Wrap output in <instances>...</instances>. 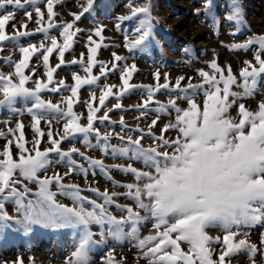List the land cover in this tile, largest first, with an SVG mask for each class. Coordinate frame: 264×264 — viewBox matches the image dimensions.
<instances>
[{"label":"snow or ice","instance_id":"snow-or-ice-1","mask_svg":"<svg viewBox=\"0 0 264 264\" xmlns=\"http://www.w3.org/2000/svg\"><path fill=\"white\" fill-rule=\"evenodd\" d=\"M44 2L0 0V51H3V42L15 41L20 53L18 61H13L11 56L5 58L14 71L0 72V109L29 114L34 133L33 139L28 141L22 121H17L14 128L8 126L6 131H0V139L5 140L0 147V221L13 220L5 210V204L12 203L22 215L21 219L15 220L16 224L73 229L75 247L65 264H93L90 252L97 241L93 238L96 233L92 226L99 227L102 238L107 234L115 239L129 237L135 240L141 258L147 264H231V259L242 252L252 264H256L259 254L264 264V232L258 245L249 240L247 231H242L264 227V94L255 109L240 102L254 98L260 91V79L264 76V34L250 37L245 43L228 45L230 50H253V60L243 61L238 76L231 65L222 67L217 58H213L208 62L211 71L197 69L198 83L192 82L193 77H187V83L182 84L186 79L184 76L173 83L168 74H164V82L160 83L161 74L156 72L154 85L131 84L136 65H120L118 62L126 58L116 53H112L110 68L106 62H98L96 57L102 45L89 35L86 61L85 54L81 53L80 59L68 62L80 65L86 76L82 78L73 73L75 83L67 85L63 79L54 81V73L65 65V53L73 49L74 37L81 31L75 27L76 22L94 10L95 0H85L79 13H71V22L59 24L55 22L58 13L54 9L61 0H46V13L40 7ZM28 7L33 10L28 11ZM127 7L129 14L117 17L120 23L116 27L125 21L138 20L133 32L135 39L129 40L125 36L124 47L132 52L149 40L153 21L150 3L132 0ZM14 10H24L26 20L18 22ZM225 19L240 23L237 0H233L231 13ZM30 22L38 26L35 31L28 30ZM9 25L12 34L6 32ZM52 30L59 31L62 43L58 42L57 36L50 35ZM103 31V25L94 30V35L101 41ZM37 33H42L50 43L37 45L29 41L27 46L19 45L20 38ZM231 34L236 35L235 32ZM53 53H58L59 58L54 67L50 66ZM34 56L37 60L42 59L46 81L39 78V67L31 64ZM98 63L99 76L93 75V68ZM26 69L30 74H25ZM117 70L119 86L99 84L101 77L107 78L109 72ZM30 81L33 87L27 86ZM85 85L92 88L90 99L83 101L87 110L86 125L80 123L82 116L73 110ZM117 87L119 91L114 93L113 88ZM97 88L99 97L96 96ZM134 89H143L146 93L142 103L133 106L141 116L148 111L157 113L147 131L139 126L128 129L123 116L119 121H112L109 116L114 109L122 108L119 102L113 108H107L109 97L114 96L119 101ZM62 90L70 95L62 96L58 103L42 98L44 92L60 93ZM162 91L169 95L167 102L155 99ZM201 95L203 100L198 101L197 97ZM96 100L99 106L93 105ZM18 102L25 107L18 109ZM182 103L186 106L182 107ZM152 104L156 107L152 108ZM234 108L235 116L232 115ZM102 109L106 110L98 117L96 114ZM173 113L174 119L165 123L156 135L153 129L160 116ZM53 120L57 123L64 120L62 129L54 131ZM42 121L48 125L47 131L41 128ZM105 122L118 123L122 131L128 129L129 133L138 135L133 138L131 134L101 133L97 123ZM2 123L10 125L8 121ZM169 131L175 136H167ZM45 136L50 147L41 150ZM78 137L86 148L99 149L105 156L127 162L106 165L74 144L67 151L62 149L65 141L72 143ZM145 137L152 140L147 147L142 143ZM113 139L119 143L113 144ZM53 153L57 154L58 160L53 161ZM74 156L85 161L87 166L78 163ZM54 162L64 163L68 171L48 175ZM134 163L143 167L134 166ZM97 170L113 187L125 191H101L91 184L85 189L77 183L65 182L66 177L75 174L85 179L89 173L95 176ZM112 171L131 176L134 182L116 181L110 175ZM29 184H34L36 190L29 188ZM53 186L56 191L52 190ZM85 191L94 193L95 198L83 195ZM58 195L70 199L72 206L58 202ZM120 197L132 201L134 206L118 203ZM112 207L122 214L120 218L112 214ZM149 224L151 231L141 236L142 229ZM211 229L218 230L221 235H211ZM114 253V249L108 250L101 258V264H121Z\"/></svg>","mask_w":264,"mask_h":264},{"label":"rangeland","instance_id":"rangeland-1","mask_svg":"<svg viewBox=\"0 0 264 264\" xmlns=\"http://www.w3.org/2000/svg\"><path fill=\"white\" fill-rule=\"evenodd\" d=\"M84 2L85 0H61V3L56 5L54 9L58 13L55 18V22L57 24L62 22H71L73 20L71 13H79L82 10L80 5ZM131 2L132 0H95L94 10L90 13H86L80 21L76 22L75 27H78L81 31L76 37H74L73 49L65 53V65L54 73V81L63 79L67 85H72L75 83L72 79L73 73L80 75L82 78L86 76L80 65H71L68 62L73 59H80L81 53L85 54L84 58L86 61L88 46L87 37L89 35H92L93 39L102 45L96 57L97 61L106 62L108 67H111V62L113 60L112 53H116L119 49H127L124 47L125 35L123 32H128V39L131 40V34L134 32L133 27L138 26V20H134L125 21L121 23L119 28L116 27L117 23H120L117 20V17L129 14L127 5ZM136 2L140 4L150 3L152 20L157 23L159 28L163 26L171 32L172 38L170 42L176 45L181 42L183 44L190 45L191 47L198 48L202 57H213V52H211L210 49L215 50L217 54L221 55L224 52V43L230 41V39L224 37L223 35L214 36L213 30L216 31V33L221 30L223 33H226L227 29H229L228 31L230 33H236L234 36L240 43H245V40L248 39V28H250L251 32L254 34H264V0H237L240 5V14H242V18H240L242 22L239 24L229 22L223 15H227L228 12L226 11L231 9L233 0H136ZM40 7L42 8V11L46 13V0L40 5ZM27 10L32 11L33 9L28 7ZM14 11L18 22L26 20V17L23 15L24 10ZM34 19L35 15H33V20ZM45 20H47L46 15ZM99 25L104 26L102 34L104 39L102 41L99 37L94 35V30ZM44 26H46V23ZM127 26H129L128 29ZM37 27L38 26L34 22H30L28 24L29 31H35ZM189 27L196 29V32L194 31L193 33L188 31ZM6 32L8 34L13 33L11 25L6 27ZM50 35L57 36L59 43L63 42L62 37L59 36L58 30H52ZM213 37L217 39H214ZM29 41L37 45L41 42L46 44L50 43L44 39L42 33H37L35 36L20 38L19 45L27 46ZM159 46L161 49H164L165 47L162 44ZM123 55L128 57V61L131 59L135 61L130 62L129 64H135L137 68V71L133 73L131 80L138 79L140 75L142 76V73L144 72V69L142 68L144 67L141 68V64L144 62L141 61V57L138 55L134 57L133 53H125ZM9 56H11L13 61H18L20 59L19 47L15 41L3 42V51H0V72L10 73L14 71V67L10 66L5 60V58ZM222 59L227 63L238 65L240 64L241 57L240 55H235L233 57L226 55V57L222 56ZM57 63H59L58 53H53L50 57V66L54 67ZM31 64H35L39 67V78L46 81L42 68V59L37 60L34 56ZM25 74H30L27 69L25 70ZM93 75H100L99 63L93 68ZM146 76H149V74H146ZM105 83L119 86L121 84L119 79V70L116 72H109L107 78L101 77L99 84L103 85ZM27 86L33 87L31 81ZM50 87L52 86L50 85ZM91 91L92 88L90 86H83L79 92V102L74 103L73 105L74 112L82 116L80 123L85 125L87 123V110L83 101H88L90 99ZM95 91L96 96L99 97V88ZM118 91V87L113 88L114 93ZM127 94L130 93L124 94L122 99L119 101H117L114 96L109 97L106 101L107 108H113L114 104L117 102L122 104L121 109H114L109 113L110 119L112 121H119L120 117L123 116L128 129H134L139 126L147 131L151 121L156 118L157 113L154 111H148L145 116H141V112L133 106L142 103L145 99L142 95L143 93L132 92V96H127ZM68 95H70V92L63 90L60 93L44 92L42 93V98L45 100H51L53 103H58L61 101L62 96L67 97ZM157 100L167 102L168 98L162 96L161 98H157ZM202 100L203 99H198V101ZM240 102L245 103L248 107V99ZM93 105L99 106L98 100L93 101ZM61 106L66 107L65 104H61ZM155 106L156 104L151 105L152 108H155ZM16 107L21 109L25 106L18 102ZM105 110L106 109H102L96 115L98 117L102 116ZM232 115H236L235 108L232 110ZM138 117L139 119H137ZM172 119H174V113L171 116L161 115L157 126L153 129L154 133L159 135L160 128ZM3 121L10 122V125L2 123ZM17 121H22L24 123L26 139L31 141L34 136V133L31 130V116L26 112L23 115H20L19 112L10 113L7 109H0V131H6L8 126L14 128ZM64 122V120H60V122L57 123L56 120H53V130L56 131L62 129ZM97 126L99 127L101 133H119L120 135L131 134L133 135V138L138 135V133L135 132L129 133L128 129L122 131L118 123L115 125H110L107 122H105V124L97 123ZM41 128L47 131L48 125L45 121L41 122ZM166 135L174 137L175 133L169 131ZM46 140L47 137L45 136L40 145L41 150L50 147V145L46 143ZM111 142L113 144L119 143L116 139H113ZM4 143L5 140L0 139V147H2ZM92 143H96L94 138H92ZM142 143L145 147H147L152 144V140L150 137H145ZM73 144L82 152H85L86 155L95 159L103 160L106 165L123 164L127 162L123 159H113L110 156H105L99 149L86 148L85 145L80 142L79 137L72 143L65 141L61 147L63 150L67 151L73 146ZM13 151L15 154V149H13ZM51 158L53 161L58 160V156L55 153L51 154ZM74 159H76L78 163H83L87 166L86 162L78 156H74ZM134 166L143 167L142 165L135 163ZM67 171L68 168L64 163L54 162L49 169L48 175H52L54 172L63 174ZM110 175L116 181L134 182L131 176H125L117 171L110 172ZM65 182L77 183L85 189L89 184H91L92 187H97L101 191L104 189H108L109 192L125 191L123 188L113 187L107 177L103 173L99 172V170L96 171L95 176H92L91 173H89L86 179L80 174L66 177ZM28 186L33 191L36 190V186L34 184H29ZM52 190L56 191V187L53 186ZM83 195L95 198V194L88 191H85ZM56 199L60 203L72 206V201L63 195H58ZM117 202L123 205L134 206L132 201H129L124 197H120ZM5 210L9 216L13 217V220H9L7 222L0 221V264H16L18 261H22L23 264H65V260L70 256L75 247V232L73 229L53 228L41 224H34L26 227L23 224L15 223V220L21 219L22 215L17 212L14 204L6 203ZM110 211H112V214L117 218H120L122 215L119 210L115 209V207H112ZM5 223L7 226H5ZM92 231L96 233L93 238L97 241V244L90 252V258L93 261V264H101V258L108 250L111 249L115 250L114 254L117 260H121V264H147V261L141 258L140 250L136 247L135 240L129 237L115 239L107 234H105L102 238L99 234L100 229L98 226H92ZM150 231L151 226L149 224L142 229L141 236L147 235ZM242 231H247L249 233V240L259 245L260 235L264 232V227L256 226L253 228L242 229ZM210 234L213 236L221 235V233L215 229H211ZM231 264H252V262L247 258V254L242 252L238 256H234L231 259ZM256 264H262V257L259 254L256 256Z\"/></svg>","mask_w":264,"mask_h":264},{"label":"crops","instance_id":"crops-1","mask_svg":"<svg viewBox=\"0 0 264 264\" xmlns=\"http://www.w3.org/2000/svg\"><path fill=\"white\" fill-rule=\"evenodd\" d=\"M227 15L231 13V9H229ZM224 18L227 16L225 14ZM240 18H242V14H240ZM153 21V28H152V35L149 38L148 41L145 42V45L133 50L132 52H129L128 49H119L116 51L117 55H120L122 57H125V61L118 62L120 65H123L124 63H127L128 65L130 62H135L133 59L128 61V57L124 56L125 53H133V56H139L141 57V61L144 63L141 64V68L144 69V72L142 73V76L135 80H130L131 84H144V85H154L156 83L154 74L156 72H159L161 74L160 77V83L164 82V74H168L169 80L171 82H175V80L180 77L184 76L186 79L185 81H182V84L187 83V77H193V83L200 82V77L197 74V69H204L205 71H211L208 68V62L211 61L213 58H217L218 63L225 67L227 65H231L234 74L238 76L239 70L241 67H243V61L245 60H253V50H230L228 45L234 44V43H240L236 40L235 36L232 35L227 29L226 33H223L222 30L216 33V31L213 30V35L216 36H224L230 39L229 42L224 43V52L221 54L222 56L229 55V56H235L240 55L241 60L240 64L233 65L231 63H227L226 61H223L222 56L217 54L215 50L210 51L213 52V57L206 58L202 57V54L200 53L198 48L191 47L190 45L183 44L179 42L178 45L170 42L172 38L171 32L166 29L165 27L159 28L157 23ZM240 22H242L240 20ZM129 26H127V29ZM135 27H133L134 30ZM237 30V27H236ZM123 34L126 36H129L128 32H123ZM259 34H254L251 32L250 28H248V39L250 37H254ZM131 40L135 39L134 34H131ZM214 38V37H213ZM235 38V39H234ZM217 39V38H214ZM246 39L245 41H247ZM178 41V40H177ZM244 43V42H243ZM165 46L164 49H161L159 45ZM187 49V51H186ZM125 52V53H124ZM221 58H218V57ZM144 74V75H143ZM146 74H149V76H146ZM260 91L255 95L254 98L248 99V107L255 109L257 105V101L262 98V94H264V76L260 79ZM239 90V89H236ZM143 93L142 95L146 98V93H144L143 89H134L130 92V94H127V96H132L131 93ZM164 96L165 98L169 99V95L165 92H160L156 94L155 99L161 98ZM197 99H203L202 95L197 97ZM182 107L185 106V104H181ZM156 107V106H155ZM168 119V118H166Z\"/></svg>","mask_w":264,"mask_h":264},{"label":"bare ground","instance_id":"bare-ground-1","mask_svg":"<svg viewBox=\"0 0 264 264\" xmlns=\"http://www.w3.org/2000/svg\"><path fill=\"white\" fill-rule=\"evenodd\" d=\"M193 29H194V28H190V27H189V30H188V31H191V32H193V33H194V31L196 32V29H194V30H193ZM200 30H201V29H200ZM198 32H199V31H198ZM193 33H192V34H193ZM194 35H195V34H194ZM216 45H217V44H216Z\"/></svg>","mask_w":264,"mask_h":264}]
</instances>
